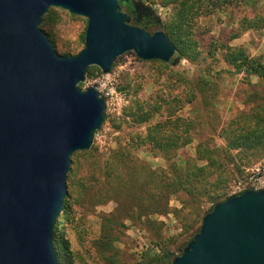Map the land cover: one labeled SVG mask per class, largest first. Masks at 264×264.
Instances as JSON below:
<instances>
[{"label": "water", "instance_id": "95a60500", "mask_svg": "<svg viewBox=\"0 0 264 264\" xmlns=\"http://www.w3.org/2000/svg\"><path fill=\"white\" fill-rule=\"evenodd\" d=\"M51 7L86 18L76 54L58 53L40 27ZM128 51L179 61L167 34L132 25L119 0H0V264H59L53 235L72 155L92 146L106 109L79 83ZM169 264H264V188L215 203Z\"/></svg>", "mask_w": 264, "mask_h": 264}, {"label": "trees", "instance_id": "16d2710c", "mask_svg": "<svg viewBox=\"0 0 264 264\" xmlns=\"http://www.w3.org/2000/svg\"><path fill=\"white\" fill-rule=\"evenodd\" d=\"M259 2L158 0L161 6H170L171 13L161 26L150 23L144 29L150 32L152 26L157 27L155 30L162 29L175 46V57L192 63L200 54L199 36L206 32L200 20L216 13L226 16L241 6L254 10L251 15L245 11L240 20L223 29L220 36L210 38L206 46L210 61L197 67L196 77L190 78L177 69L179 61L172 64L154 60L158 62V75L151 81L155 85L153 92L142 99L131 98L118 120L109 119L105 112L102 127L96 134L108 123L119 135L115 147L103 154L98 145H92L72 155L66 179L67 195L53 235L59 264H75L66 233L67 226L75 221L72 201L77 188H82L94 205L115 203L101 224L103 249L112 247L116 239L114 233L124 226V220L145 225L154 246L159 248L164 223L157 217L172 214L184 235L182 242L174 244L179 254L198 230L202 216L215 203L232 195L230 181L234 176L264 156V52L252 55L245 45L231 44L247 31L263 30L264 9L259 7ZM53 8L43 16L40 27L54 43L48 31L57 18ZM220 60L225 72L241 75L242 83L249 87L243 100L247 110L237 112L226 121L221 120L215 108L221 73L214 65ZM91 68L88 67L87 76ZM185 104L196 105V108L190 115L182 116L179 111ZM128 126L132 130L123 134V128ZM216 137L222 144L215 142ZM195 139L194 154L179 163L176 157ZM142 148L153 157L164 159L166 165L155 167L141 158L138 152ZM83 161L87 163V175L81 179L77 176ZM174 197L179 207L170 205ZM173 254L161 247L159 253L149 250L141 255L139 264H169Z\"/></svg>", "mask_w": 264, "mask_h": 264}, {"label": "rangeland", "instance_id": "374dc122", "mask_svg": "<svg viewBox=\"0 0 264 264\" xmlns=\"http://www.w3.org/2000/svg\"><path fill=\"white\" fill-rule=\"evenodd\" d=\"M148 5L154 13V16L162 22L166 21L171 13L170 6H161L158 0H138ZM259 7L264 9V0H260ZM57 15L56 21L49 27L51 38L57 52L60 54H76L83 47V36L86 28V18L69 13L66 10L54 7ZM251 9L238 7L232 9L228 15L216 13L202 20L201 27L206 31L199 36L200 54L193 63L187 60H180L176 66L190 77H196L197 67L203 66L210 61L206 56V46L212 37L220 36L223 29L238 22L245 11L252 14ZM152 31L156 26L150 28ZM232 45H245L252 55L264 52V28L261 32L247 31L240 37L231 41ZM158 62L154 60L145 61L138 59L132 51L125 52L118 56L112 65L109 73L104 74L96 66H92L91 73L85 76V80L80 83L81 89L94 86L98 89L100 95L106 100L105 112L109 119L118 120L123 109L128 105L131 98H145L150 95L155 85L152 79L158 75ZM214 68L221 73L220 91L216 99L215 108L217 109L221 120L226 121L239 111L247 110L248 106L243 103L246 92L249 90L247 84L242 83V76L225 72V65L220 60ZM255 81V78H252ZM196 105L185 104L179 111L182 116L190 115ZM125 124L123 125V127ZM132 128H123L122 133L131 131ZM122 133L120 135H122ZM118 132H114L108 123H105L103 129L95 135L92 145H98L99 151L103 154L108 149L114 148L117 141ZM215 142L219 145L222 140L218 137ZM197 140L184 147L179 156L176 157L179 163L182 158L194 154V147ZM91 148V147H90ZM138 155L151 162L155 167L165 166L166 162L161 157H153L145 148L139 150ZM257 169H259L257 171ZM87 175V163L82 162L81 172L77 176L84 179ZM81 181V180H80ZM264 188V156L257 161L244 167L241 173H238L230 181V193L236 194L244 189ZM84 191L75 190V196L72 201V216L75 221L68 225L66 237L70 242V249L73 253L75 264H139L141 255L144 252L152 250L160 252V247L169 249L173 255L178 251L174 249L175 243L183 241L184 235L178 228V223L172 214L166 217H157L163 221L160 246H154L150 230L138 221L124 220V226L116 231V239L112 241L111 248L103 249L100 243V230L103 217L111 212L115 203L110 201L106 204H92ZM170 205L179 207L178 200L174 197ZM99 240V241H98Z\"/></svg>", "mask_w": 264, "mask_h": 264}, {"label": "flooded vegetation", "instance_id": "af4514ba", "mask_svg": "<svg viewBox=\"0 0 264 264\" xmlns=\"http://www.w3.org/2000/svg\"><path fill=\"white\" fill-rule=\"evenodd\" d=\"M119 4L121 10L128 15L132 25L146 28L150 23L158 24L153 10L148 5L138 0H119Z\"/></svg>", "mask_w": 264, "mask_h": 264}, {"label": "built area", "instance_id": "2783aa9c", "mask_svg": "<svg viewBox=\"0 0 264 264\" xmlns=\"http://www.w3.org/2000/svg\"><path fill=\"white\" fill-rule=\"evenodd\" d=\"M259 169H257V171H258Z\"/></svg>", "mask_w": 264, "mask_h": 264}]
</instances>
